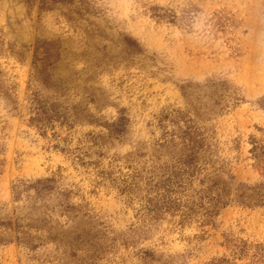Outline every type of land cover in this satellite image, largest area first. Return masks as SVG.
Returning <instances> with one entry per match:
<instances>
[{"label":"rangeland","instance_id":"1","mask_svg":"<svg viewBox=\"0 0 264 264\" xmlns=\"http://www.w3.org/2000/svg\"><path fill=\"white\" fill-rule=\"evenodd\" d=\"M188 135L201 179L264 191V0H0V264H264V197L144 210Z\"/></svg>","mask_w":264,"mask_h":264},{"label":"trees","instance_id":"2","mask_svg":"<svg viewBox=\"0 0 264 264\" xmlns=\"http://www.w3.org/2000/svg\"><path fill=\"white\" fill-rule=\"evenodd\" d=\"M171 143L174 145L173 142ZM181 144V151L183 152L175 158L172 165L161 167L162 171L158 175V180L148 190L149 197L144 201L143 208L152 219L171 214L179 219L178 224L180 225L192 219H197L201 223H208L221 208L232 202L253 204L264 197V191L258 187L230 189L226 185L216 182L207 183L205 179L200 178L199 168L195 165V154L199 149L200 142L195 137L188 135L187 138L184 136ZM165 148L168 149L167 146ZM252 155L255 159H261L264 164V146H254ZM154 177L150 179V183L153 182ZM195 181L198 183L197 186H194ZM48 182L50 181H39L29 187L35 194H41V192L49 190ZM69 208L66 206L64 210L68 211ZM45 210L47 207L43 206L41 212ZM44 222L48 223V220H44ZM17 223L16 232L19 235L16 237L17 242L36 248L33 242L37 238L29 234V231L36 228L27 224L22 230V226ZM47 235L48 241L69 244L63 233L52 234L47 232Z\"/></svg>","mask_w":264,"mask_h":264}]
</instances>
